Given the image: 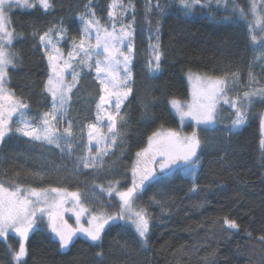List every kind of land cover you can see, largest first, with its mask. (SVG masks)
I'll list each match as a JSON object with an SVG mask.
<instances>
[{
	"label": "trees",
	"instance_id": "16d2710c",
	"mask_svg": "<svg viewBox=\"0 0 264 264\" xmlns=\"http://www.w3.org/2000/svg\"><path fill=\"white\" fill-rule=\"evenodd\" d=\"M91 1L97 16L107 15L111 0ZM131 1L138 10L144 9V15L134 27L133 92L121 109L127 122L120 129L117 154L107 158L108 167L76 176L62 167L54 153H44L14 134L0 144V182L78 191L90 199L89 204L84 203L92 212L115 213L119 201L102 192L100 186L107 188L110 182L119 181L120 190H125L131 185L135 154L146 146L148 137L161 126L179 128L168 101L189 98L188 72L210 76L237 73L242 76L240 89L251 72L258 81L253 85H264L249 37V16L247 20L224 16L225 8L216 6V0H202L206 6H197L187 14L178 0ZM149 2H158L163 12L155 7L149 11ZM88 4L89 0H54L55 7L49 12L35 8L10 13L11 27L17 34L12 51L18 60L15 69H9L8 86L29 105L30 112L46 110L50 105L43 91L48 65L38 35L61 23L70 36H77L78 16ZM157 26L164 56L161 71L151 74L146 67L149 36L155 34ZM94 83L84 74L73 93L67 116L73 129L94 118L99 97ZM263 112L264 102L255 101L241 129L229 132L234 109L222 105V123L217 130L199 132L205 142L195 193L191 192L192 179L180 171L142 190L136 206L150 217L146 245L130 225L119 222L106 226L98 247L76 236L68 249L61 250L56 237L41 224L29 235L26 264H264V148L260 149L259 129ZM183 131L192 132L193 125L185 124ZM225 217L235 220L239 229L226 230ZM9 244L18 249L14 234L7 242L0 239V264H13Z\"/></svg>",
	"mask_w": 264,
	"mask_h": 264
},
{
	"label": "snow or ice",
	"instance_id": "6c2138e0",
	"mask_svg": "<svg viewBox=\"0 0 264 264\" xmlns=\"http://www.w3.org/2000/svg\"><path fill=\"white\" fill-rule=\"evenodd\" d=\"M216 3L219 5L221 0H216ZM223 3L225 7L228 6V0H223ZM232 3L233 10L238 11L242 19L247 20L251 16L249 37L254 48L260 49L258 59H264V0H260L259 5L257 0H250L247 11L238 7L235 0ZM178 4L185 14L197 6H206L202 0H178ZM54 7V0H0V142L18 134L31 141L54 145L62 153L71 155L73 141L83 140L86 129V152L77 157L76 163L78 168L82 165L84 169H99L104 157L112 154L111 149L117 144L118 137L122 136L120 129L127 122L121 109L133 92L135 15L130 21L127 17L134 5H125L123 0H111L107 10L109 22L102 24L91 9L89 0V4L85 5L86 13L79 17L78 36L71 37L66 54L62 47L66 29H55L54 26L38 35L48 65V78L43 91L51 97V107L39 116L37 122L29 115V105L8 86L9 69H15L18 60L17 54L12 51L17 34L11 27L10 13L14 8H39L49 12ZM153 7L163 12L158 2L155 5L149 2V11ZM159 33L157 26L155 34L149 36L150 53L146 67L151 74L161 71L164 56ZM85 69L89 72L94 70L99 98L95 104V121L81 126V135L77 138L73 132V122L64 118L68 114L72 91L79 84ZM67 76H70V80ZM249 77L251 82L258 83L251 72ZM187 80L191 88L190 98L187 101L176 98L168 101L179 118L180 127L161 126L148 137L147 146L135 154L136 160L130 169L131 185L125 190H120L119 181L114 184L110 182L107 188L100 186L101 191L109 197L118 198L115 213L89 214L85 224L81 218L89 213V209L84 207L78 191L68 192L59 187L25 188L15 183L6 185L0 182V239L7 242L10 234L18 238V249L8 245L13 264H26L24 258L28 254L29 235L41 224H45L56 237L61 250L68 249L78 234L98 247L106 226L119 222L132 226L139 241L147 244L150 217L145 209L136 206L142 190L149 184L162 183L173 172L185 171L193 181L191 192L195 193L198 190L196 174L201 166L200 151L205 142L199 132L217 130L222 123L218 119L222 105L234 109V118L227 128L232 132L246 123L251 105L257 99L264 102V88L230 95L239 80L237 73H231L229 79L228 74L210 76L188 72ZM185 121L193 122L190 134L183 131ZM62 123L67 126L61 131ZM261 127L264 128V118ZM260 143L264 148V139ZM69 212L75 216V227L65 219V214ZM223 225L226 230L239 229L237 222L227 217L223 219ZM261 240L264 241V237Z\"/></svg>",
	"mask_w": 264,
	"mask_h": 264
},
{
	"label": "rangeland",
	"instance_id": "374dc122",
	"mask_svg": "<svg viewBox=\"0 0 264 264\" xmlns=\"http://www.w3.org/2000/svg\"><path fill=\"white\" fill-rule=\"evenodd\" d=\"M207 1H208V0H207ZM211 1H212V0H211ZM92 3H93V1H91V4H92ZM123 3H124L125 5H128L129 3H131L132 5H134L133 2H132L131 0H123ZM235 3H236V5H237L238 7H240V8H244L245 11H247V10H248V6H249V4H250V0H235ZM240 3H241V4L243 3V5L240 6V5H241ZM259 3H260V0H257V4H258V5H259ZM143 5H144V4H143ZM143 5H142V6H143ZM215 5H216V6L221 5V6H219V7H221L222 9L225 8V9H224V10H225V14H224V16H232L233 19H239V20L242 19V18L240 17V15H239V12L233 10V7H234V6H233V3H232V0H228V6H227V7L224 6L223 0H221V3H220L219 5H217V3H215ZM244 6H245V7H244ZM142 8H143V7H142ZM14 9H20V8H14ZM14 9H13V10H14ZM91 9H92V8H91ZM92 10H93V9H92ZM143 10H144V9H142V10H138V9L135 7V5H134V9H129L127 20L130 21L131 18H132V15H135V22H134L133 27H135V24L137 23V21H138L137 19L139 18V16H143V15H144ZM86 11H87V9H85V11H84L83 14H85ZM93 11H94V10H93ZM138 12H139V14H138ZM81 15H82V14H81ZM79 17H80V15L78 16V22L80 23ZM96 17L99 18V19L101 20V23H102V24H107V23L109 22V18H108L107 15L104 16V17H101V16H97V15H96ZM249 18H250V21H251L252 18H251L250 15H249ZM126 22H127V21H126ZM54 26H55V29H59V28L63 27V25H62L61 23H59V24H57V25H54ZM54 26H52L51 28H53ZM79 27H80V25H79ZM63 28H64V27H63ZM55 29H54V30H55ZM64 29H65V28H64ZM77 36H78V35H77ZM71 37H72V36H70V35L68 34V31H67L66 38H65V40L62 42V47H63V50H64V53H65V54L67 53V51H68L69 48H70V43H69V41H70ZM252 46H253V44H252ZM43 51H44V50H43ZM253 53H254V59H255V62H257V63L260 65L259 68L261 69V73H262V75H264V59H258V57L260 56V49H258V48H254V46H253ZM45 58H46V57H45ZM46 61H47V60H46ZM132 65H133V64H132ZM193 73H194V72H193ZM84 74H88V76H90V79L94 80V82H95L94 84L97 86V88H98V93H99V85H98L97 81L95 80V73H94V70H93L92 72H89L87 69H85V70H84V73L82 74V76H83ZM252 75H253V73H252ZM262 75H261V77H262ZM238 76H239V80L237 81L236 86H235V88L233 89V91L230 93V95H233V96H234V95H236L237 93L242 94L244 91H248V90H250V89L264 88V85H262V86H256V85H253L254 82H251V81H250V77H249V75H248V76H247V84L244 86V88L240 89L238 83L241 82V80H242L241 77H242V76H241V75H238ZM253 76H254V75H253ZM228 77H229V79H231V76H228ZM67 79L70 80V76H67ZM245 79H246V78H245ZM262 80L264 81V77H263ZM186 81H187V84H188L189 98H190V91H191V88H190L189 82H188V80H187V74H186ZM79 83H80V82H79ZM78 85H79V84H77L76 87H75V88L73 89V91H72V94H71V101H70L69 105L67 106V112H68L67 116L69 115L70 110H71V108H72L71 105H72V103L74 102V100H73V93H74V91L77 89ZM235 90H237V91H235ZM46 95H47V94H46ZM47 96H48V95H47ZM48 98H49V100H50V105H49V107H48L46 110L37 111V112H34V113H32V112L29 111V115H30L31 117L35 118L37 122H39V116L42 115L43 112L48 111L49 108L51 107V97L48 96ZM98 98H99V97H98ZM189 98H188V99H189ZM188 99H187V100H188ZM187 100H181V101H187ZM97 101H98V100H97ZM256 101H260V100L257 99ZM169 106H170V104H169ZM170 110H171V112H172L173 115L177 118V120H178V122H179V118L176 116L174 110L171 109V106H170ZM220 115H221V114H220ZM67 116L64 118L65 121H69ZM219 117H221V116H219ZM219 117H218V119L220 120ZM94 121H95V109H94V118H93V120H92L91 122H94ZM91 122H89V123H91ZM187 123H191V124L193 125V122H191V121H185V124H187ZM87 124H88V123H87ZM87 124H85V125H87ZM230 124H231V122H230ZM66 126H67L66 123H62L61 131L63 130V127H66ZM179 127H180V122H179ZM79 129H80V128H79ZM79 129H73V132L75 133V135H76L77 138H79L80 135H81ZM240 129H241V127H240L238 130H240ZM238 130H234V131H238ZM86 131H87V130L85 129L84 139H83V140L76 139V140L73 141V151H72V154H71V155H69L67 152L62 153V152L60 151V149L56 148L54 145H47V144H44V143H41V142L31 141L29 138L22 137V136H20V135H18V134H17V135L20 136L21 138L26 139V140H28L29 142L33 143L36 147L41 148V150H42L44 153H45V152H46V153L49 152V154L54 153V154L56 155L57 159H58V160L61 162V164L63 165L62 167H64V169L69 170V172H71V173H75L76 176H77L79 173H83V172H91V173H99V172H102L103 169H104L105 167H108L107 165L105 166V163H106V161H107V158L111 157L113 154H117V147H118V145H119V137H118L117 144L114 145L113 148L111 149L112 154L109 155V156H105V157H104V163H103V165H102L101 168H99V169H92V168L84 169V168L82 167V165H80L79 168H78L77 163H76V161H77V157H79V156H81V155H84L85 152H86V149L84 148V145L87 144ZM105 131H106V129H105ZM184 132H185V131H184ZM185 133H186V134H190L191 132H189V133L185 132ZM0 144H1V142H0ZM77 145H79V146H77ZM146 146H147V144H146ZM146 146H145V147H146ZM94 153H95V147L93 146V154H94ZM133 164H134V163H133ZM180 172L188 176V174H187L185 171H180ZM53 187H54V186H53ZM26 188H27V187H26ZM50 188H52V187H50ZM63 189H64V188H63ZM65 190H67V189H65ZM67 191H68V192H74V191H70V190H67ZM101 193H102V192H101ZM90 196L93 197V195H90ZM89 198H90V197H89ZM116 199L118 200V198H116ZM84 200H86V202H88V204H89V203H90V199H86L85 197L82 196V201H83V205H84V207L87 208V209H89L88 205H85V203H84L85 201H84ZM89 214H96V213L92 212V211L89 209V213H87V214H85L84 216H82V218H81V222H82V223H85V224H86V220H87ZM65 219H67V220H68V223H69V224H72L73 227L76 226V225H75V216H74L71 212L65 214ZM42 225H44V227H46L45 224H42ZM131 227H132V226H131ZM46 228H47V227H46ZM77 236H81V237H83V236L80 235V234H78ZM83 238H85V237H83ZM85 239H86V238H85Z\"/></svg>",
	"mask_w": 264,
	"mask_h": 264
},
{
	"label": "water",
	"instance_id": "95a60500",
	"mask_svg": "<svg viewBox=\"0 0 264 264\" xmlns=\"http://www.w3.org/2000/svg\"><path fill=\"white\" fill-rule=\"evenodd\" d=\"M262 118H264V112H263L262 117H261L260 122H259V129H260V134H261V140L264 139V128L261 127ZM260 149L263 150V148L261 147V143H260Z\"/></svg>",
	"mask_w": 264,
	"mask_h": 264
},
{
	"label": "bare ground",
	"instance_id": "6f19581e",
	"mask_svg": "<svg viewBox=\"0 0 264 264\" xmlns=\"http://www.w3.org/2000/svg\"><path fill=\"white\" fill-rule=\"evenodd\" d=\"M241 4V3H240ZM136 160V159H135Z\"/></svg>",
	"mask_w": 264,
	"mask_h": 264
}]
</instances>
